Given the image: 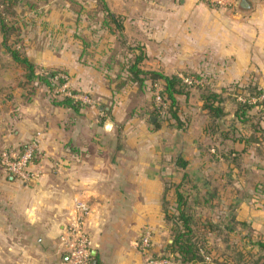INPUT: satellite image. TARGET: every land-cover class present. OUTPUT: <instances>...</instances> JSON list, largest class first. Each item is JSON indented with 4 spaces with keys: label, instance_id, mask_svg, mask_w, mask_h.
Returning <instances> with one entry per match:
<instances>
[{
    "label": "crops",
    "instance_id": "0c3cea01",
    "mask_svg": "<svg viewBox=\"0 0 264 264\" xmlns=\"http://www.w3.org/2000/svg\"><path fill=\"white\" fill-rule=\"evenodd\" d=\"M105 2L122 24L121 32L110 30L136 53L142 50L141 69L200 75L221 93L225 115L212 130L201 90L192 87L176 97L181 125L172 118L155 125L150 82L136 95L129 85L114 90L101 56L83 57L71 39L62 60L55 53L26 52L39 68L62 69L64 82L52 88L36 79L24 88V72L0 33V151L40 133L41 153L34 167L40 175L27 184L0 169V264H68L58 235L78 199L92 208V264H147L137 245L140 234L151 233L155 252L166 246L161 241H169L172 223L165 202L176 189L197 192L200 184L218 181V191L242 192L247 176L264 189L258 179L264 176V135L248 140L253 130L235 118L237 104L228 92L232 84L240 86L238 93L249 86L264 90V0H237L219 9L197 0ZM68 93L86 94L91 103L71 97L80 104L56 102ZM259 195L248 215V203L240 201L239 213L264 235V190Z\"/></svg>",
    "mask_w": 264,
    "mask_h": 264
},
{
    "label": "rangeland",
    "instance_id": "374dc122",
    "mask_svg": "<svg viewBox=\"0 0 264 264\" xmlns=\"http://www.w3.org/2000/svg\"><path fill=\"white\" fill-rule=\"evenodd\" d=\"M0 11L12 29H15L10 34L9 43L21 50L23 54L30 52L41 57L50 52L59 54L58 58L62 60L63 51L65 48L68 49L65 47V42L71 39L78 45L83 57L94 59L99 55L101 56L100 65L107 66V71L112 73L109 76L106 72L113 87L115 80L126 78L125 65L136 54L134 51L136 46L125 43L121 36L116 35L114 28V30H110L111 27L104 24L105 17L98 0H0ZM111 35L115 39L112 40L115 41L114 43L110 40ZM75 49L77 48L75 47ZM52 67L39 68L37 65L35 70L38 74L46 73L48 76L55 71L57 76L52 81L58 83V77L65 75V73L62 69ZM109 68L111 69L109 70ZM202 79H198L199 83L197 84L203 83L210 87L209 82L204 79L202 81ZM127 85L132 88L134 95L142 90V86L130 81L122 88ZM238 87L240 86L232 84L230 91H228L236 103L243 102L246 97L254 98L256 91L253 90L252 86H249L250 89L246 93H238L236 91ZM113 89L115 90V87ZM149 90L151 92L150 102L152 103L154 88L151 90L149 85ZM252 112L253 119L250 123H246L247 126L251 129V124H257L259 129L264 131L262 124H260V121H264V111L253 110ZM158 115V120L162 122H167V119H170L166 106ZM219 124L220 120H212L210 128L216 130ZM260 130H258L257 136L264 135ZM231 179L233 180V177ZM258 179H264V176ZM217 182L210 183L207 188H205L206 185L200 184L199 188L206 189L204 191L185 190L194 229L192 239L202 249L206 262L209 264H241L237 260L239 253L242 255L240 259L243 264H252L256 260L261 262L262 252L255 245V242L264 241V235L252 227V222L248 221V217L244 220L240 219L244 217V214L240 216L239 212L242 209L239 207V202L244 201V204L247 202L248 207L243 210L246 211V215L251 213L259 201L260 190H264L262 183L255 182V177L247 176V186L244 191L234 192L231 190L230 193H226L221 189L220 191L217 190L218 187H221L218 184L221 182ZM255 184L260 186L255 187ZM169 197L165 203L168 210L173 212L174 195ZM169 236V239H172V232ZM161 244L167 245L169 243L163 239ZM158 252L160 250L152 253L157 254ZM171 260L176 261L172 255Z\"/></svg>",
    "mask_w": 264,
    "mask_h": 264
},
{
    "label": "trees",
    "instance_id": "16d2710c",
    "mask_svg": "<svg viewBox=\"0 0 264 264\" xmlns=\"http://www.w3.org/2000/svg\"><path fill=\"white\" fill-rule=\"evenodd\" d=\"M101 11L105 17L106 26H114V28L121 32L122 24L120 17L112 13L105 2V0H98ZM15 29H12V26L7 23L0 11V33L2 37V46L9 53L11 59L14 63L22 68L24 80L20 83L24 88L29 85V88L32 87V84L36 79L41 83H44L50 87H56L64 82V79L58 77V83H54L52 80L57 76L55 71L51 72L48 76L46 73L41 75L36 73V66L31 61V59L16 48L12 43H9L10 34L13 33ZM138 53L134 54L132 60H129L125 65L126 68V78L115 80V90H120L128 81L135 82L139 86L146 85V81L150 82L151 90H153V85L155 83H160L162 85V90L160 92L163 102H167V112L170 115V118L174 119L177 125H181L180 119L177 115V100L176 97L182 94H187L189 89L192 87H197L201 90L200 97L203 100V109L207 110L211 120H220L225 115L222 102L223 98L220 93L215 92L209 86L205 84H187L184 83L182 78L177 75H164L158 71L154 70H144L139 67V63L143 59V53L140 48ZM192 75L195 78L201 79V76L198 74H186ZM120 77V76H119ZM118 77V78H119ZM127 79V80H126ZM113 81V80H112ZM203 81V80H202ZM31 85V86H30ZM256 91L255 96H258L263 90L253 88ZM56 94V93H55ZM251 97V96H250ZM246 97L243 102H237V107L234 113V116L241 123H250L253 119V110L264 111V99L251 102V98ZM154 97L152 96V111L151 116L156 119L154 124L157 125L158 120V105L153 101ZM62 105H68L75 107L80 104L79 101H75L70 97H62L59 101H56ZM154 102V103H153ZM251 129L253 130L252 135L248 137L249 139L258 141L260 136H257L259 127L254 124H251ZM261 132L263 131L260 130ZM186 163L180 162L178 166L184 168ZM178 189L174 192V207L173 212H170L168 208H165L166 218L171 221V232H172V242L167 244L163 249H160V252H163L166 256H173L178 263L181 264H209L206 262L205 254L202 249L197 245V242L193 240L194 229L192 225V216L189 213L188 208V197ZM255 245L262 252V259L259 262L258 260L254 261L252 264H264V241L258 240L255 242ZM241 254H238V262L243 264ZM244 260H246L244 258ZM177 263V264H178Z\"/></svg>",
    "mask_w": 264,
    "mask_h": 264
},
{
    "label": "built area",
    "instance_id": "2783aa9c",
    "mask_svg": "<svg viewBox=\"0 0 264 264\" xmlns=\"http://www.w3.org/2000/svg\"><path fill=\"white\" fill-rule=\"evenodd\" d=\"M207 7L219 9L233 7L237 0H197ZM65 78V75H60ZM184 83L197 84L199 80L191 75L180 76ZM154 102L158 105V113H162V108L167 107V103L162 101L160 94L162 85L155 83ZM69 97L80 100L83 103H91L88 95L83 93H68ZM264 99V91L251 102ZM40 133H36L33 138L19 147H7L0 151L1 171L21 183L27 184L35 180L40 172L34 167L40 156ZM66 223L62 226L58 235L59 248L68 257V264H92L91 261V237L87 229L88 220L92 213L91 205L82 199L75 200L69 211ZM140 251L145 255L147 264H177L178 261L171 260V256H166L163 252L157 254L153 252V242L151 233L148 230L141 232L138 243Z\"/></svg>",
    "mask_w": 264,
    "mask_h": 264
},
{
    "label": "water",
    "instance_id": "95a60500",
    "mask_svg": "<svg viewBox=\"0 0 264 264\" xmlns=\"http://www.w3.org/2000/svg\"><path fill=\"white\" fill-rule=\"evenodd\" d=\"M155 120V118L154 117H151V119H150V121H154ZM172 242V239H169V241H168V243H171Z\"/></svg>",
    "mask_w": 264,
    "mask_h": 264
}]
</instances>
